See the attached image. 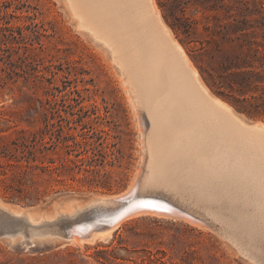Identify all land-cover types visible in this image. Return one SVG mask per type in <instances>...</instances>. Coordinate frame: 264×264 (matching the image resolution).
Returning a JSON list of instances; mask_svg holds the SVG:
<instances>
[{
	"label": "rangeland",
	"instance_id": "rangeland-1",
	"mask_svg": "<svg viewBox=\"0 0 264 264\" xmlns=\"http://www.w3.org/2000/svg\"><path fill=\"white\" fill-rule=\"evenodd\" d=\"M164 2L155 0L161 19L197 70L201 82L210 93L232 106L215 94L200 74L194 62L197 52L192 51L199 44H186L184 37L171 28L163 13ZM192 13L186 8L187 17L200 19ZM0 15L3 17L0 26L6 22L12 30V36L9 32H0V171L7 172L5 176L0 173V205L19 212L18 206L34 209L36 215L28 214L32 221L41 222L42 213L45 212L46 219L50 220L58 216L53 213L56 208L68 207V203L58 201L86 202L93 197L116 196L135 184L134 194L137 195L133 198L155 194L192 214V218L186 217V220L181 215H169L170 218L138 214L120 223L106 241L96 237L93 241L71 240L62 244L57 240L33 237L32 245L28 246L25 241H13L5 235V229L10 227L16 230L7 234L18 231L21 235L19 232L24 230V225L7 227L0 213V226H3L0 227V264H257L253 258L264 261V243L253 242V245L243 238L238 240L239 235L202 217L194 207L170 196L160 194V197L158 191H149L143 186L141 144L144 137L139 130L144 131L145 127H139L136 121L137 113L131 109L121 84L122 77L108 52L76 25L63 0H0ZM232 113L238 116L233 110ZM242 116L243 119L238 117L245 127L264 124V116ZM46 124L55 127L50 126L52 130L48 135L60 139L72 135L85 146L87 153L78 158L68 156L63 143L59 142L55 148L39 154V160L58 162L70 157L78 165L81 164L79 160L84 161L83 169L87 168L94 151L103 163L90 162L91 169L99 173L94 175L83 170L77 173L76 169L74 178L63 183L45 181L46 176H42L37 180V192L29 189L32 191L29 198L15 197L18 183L10 180V173L11 166L19 164L16 149L23 137L39 133ZM48 135H45L46 141ZM126 203L128 201L123 202ZM188 218L202 224L198 226V222L196 225L192 221V225ZM85 221L87 218L83 216L67 224L74 222V226ZM55 229H59V224ZM41 230L49 231L45 227Z\"/></svg>",
	"mask_w": 264,
	"mask_h": 264
},
{
	"label": "bare ground",
	"instance_id": "bare-ground-1",
	"mask_svg": "<svg viewBox=\"0 0 264 264\" xmlns=\"http://www.w3.org/2000/svg\"><path fill=\"white\" fill-rule=\"evenodd\" d=\"M63 1L76 25L108 52L122 77L121 84L131 109L137 113L138 126L145 127L144 131L139 130L144 137V142L141 139L143 186L149 191H158L160 197L170 196L194 207L202 217L239 235L238 240L264 243V124L245 127L240 121L241 114L210 93L163 23L155 0ZM134 186L123 194L93 197L86 202L58 201L68 203V207L60 206L53 213L72 216L76 210L92 206L107 212L92 221L72 224L68 234L78 243L93 241L96 237L106 241L105 237L109 239L120 223L138 214L192 218V214L178 209L173 201L172 204L158 199L155 194L133 198L137 195ZM125 201L128 203L123 204ZM18 207L21 212L1 205L0 210L15 216L25 214L31 225L55 219H46L44 212L42 221L34 222L28 214L36 215L34 209ZM66 207L73 211L67 212ZM187 221L192 225V221L198 222L190 218ZM105 222H110V230L96 232L95 227ZM24 237L22 233L8 235L13 241L30 245L33 237L53 239L50 232L35 229L29 230L26 240ZM252 260L264 264V261Z\"/></svg>",
	"mask_w": 264,
	"mask_h": 264
},
{
	"label": "trees",
	"instance_id": "trees-1",
	"mask_svg": "<svg viewBox=\"0 0 264 264\" xmlns=\"http://www.w3.org/2000/svg\"><path fill=\"white\" fill-rule=\"evenodd\" d=\"M188 7L200 19L187 17L185 10ZM162 8L171 28L184 37L186 44H199L192 50L197 52L194 62L213 92L241 114L264 116V0H165ZM0 19H3L1 15ZM6 24L0 26V32H9L12 36V30ZM50 126L55 128L54 124H46L39 133L23 137L16 149L19 164L11 166L10 173V180L18 183L15 197L29 198L32 192L29 189L37 192V180L44 176L45 181L63 183L74 178L76 169L77 173L82 170L94 175L99 173L91 169L90 162L103 163L94 151L87 161V168L83 169L84 161L79 160L81 164L78 165L70 157L58 162L39 160V154L55 148L59 142L63 143L68 156L78 158L87 153L85 146L72 135L61 139L48 135L52 130ZM58 126L62 132L61 125ZM45 135H48V141ZM0 173L7 175L3 170Z\"/></svg>",
	"mask_w": 264,
	"mask_h": 264
},
{
	"label": "water",
	"instance_id": "water-1",
	"mask_svg": "<svg viewBox=\"0 0 264 264\" xmlns=\"http://www.w3.org/2000/svg\"><path fill=\"white\" fill-rule=\"evenodd\" d=\"M237 113H239V112H237ZM239 114H241V113H239ZM241 115H243V114H241ZM247 119H249V118H247ZM22 208L30 209L28 207H22ZM57 210H58V208H57ZM104 212H105V210H102V209L97 210L96 207L92 206L91 208H84L82 210H76L72 216H68L67 214H59L58 213V216L50 222L45 221V222H42V223L37 224V225H31L27 221L25 214H23L22 216H15L9 212H5L3 210H0V213H1V216L3 219V223L6 224L7 226L14 225V224L17 226L24 225V231H20L19 233H22L25 236L24 237L25 240L28 238L29 230L35 229V230L42 232V233L50 232L53 236L52 240L61 241L62 244L71 242L70 236L68 234V230L71 228L73 223L67 224L68 222H71V221H73L79 217H82V216H85L87 218V221H85V222L92 221L95 218H97L98 216H101V215H104L105 213H107V212H105V213ZM109 223L105 222V223L98 224L95 227V231L96 232H108L110 230V227H111ZM58 224H61L59 226V229H55V227ZM44 227L48 228L49 231L43 232L41 229ZM13 230L14 231L16 230L15 227L8 228L5 235L8 236V235L17 234L18 231L15 232L14 234H7L9 232H12ZM112 234H113V232H112ZM112 234H111L110 238L112 237ZM106 235H107V233H106ZM105 240H108V236L105 237ZM24 243L26 245H30V243H28V242H24Z\"/></svg>",
	"mask_w": 264,
	"mask_h": 264
}]
</instances>
